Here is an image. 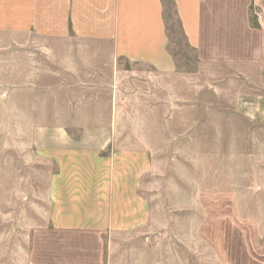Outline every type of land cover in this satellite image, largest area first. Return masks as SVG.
Wrapping results in <instances>:
<instances>
[{"label": "crops", "instance_id": "0c3cea01", "mask_svg": "<svg viewBox=\"0 0 264 264\" xmlns=\"http://www.w3.org/2000/svg\"><path fill=\"white\" fill-rule=\"evenodd\" d=\"M171 1L181 34L203 66L220 70L221 76L243 77L246 92L264 91V0ZM170 16L166 0H0L5 117L17 123L41 121L40 113H27L34 103L29 93L49 90L56 93L55 114L62 76L85 85L90 83L83 77H99L111 93L113 112L101 121L109 124L107 129L36 134V151L55 166L46 225L34 230L30 242L38 248L37 264H127L115 262L116 254L105 251L114 242L106 245L101 236L138 231L149 222L140 188L152 154L145 141L153 137L134 130L141 119L123 111L129 105L120 93L129 76L142 87L156 82L158 74L179 73L170 50ZM30 39L44 50L29 51ZM49 75L58 82L46 83ZM245 99L244 104L253 101L264 109V95ZM36 103L32 110L40 107ZM122 124L133 125V131L118 130ZM1 172L0 159V194Z\"/></svg>", "mask_w": 264, "mask_h": 264}, {"label": "rangeland", "instance_id": "374dc122", "mask_svg": "<svg viewBox=\"0 0 264 264\" xmlns=\"http://www.w3.org/2000/svg\"><path fill=\"white\" fill-rule=\"evenodd\" d=\"M166 3L179 73L158 74L142 87L129 76L120 93L128 99L123 111L141 119L134 130L153 137L145 141L152 154L140 188L149 222L138 231L102 235V243L115 244L105 251L127 264H264V109L243 103L264 91L246 92L243 77L203 66L181 34L172 1ZM28 50L44 49L32 42ZM83 78L90 84L61 77L55 114L56 93L30 92L40 107L32 110L30 102L27 113H40L39 122L10 121L0 100V264H37L38 248L30 242L34 230L46 225L55 166L36 151V134L58 128L100 132L109 126L101 121L113 112L111 93L99 77ZM54 81L58 77L46 76V83ZM119 126L133 131V125Z\"/></svg>", "mask_w": 264, "mask_h": 264}]
</instances>
